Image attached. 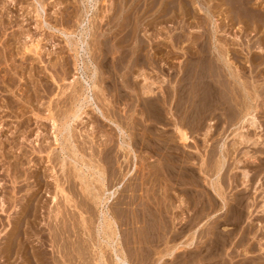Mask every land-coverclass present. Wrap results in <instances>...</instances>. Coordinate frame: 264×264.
Returning <instances> with one entry per match:
<instances>
[{
	"label": "rangeland",
	"instance_id": "obj_1",
	"mask_svg": "<svg viewBox=\"0 0 264 264\" xmlns=\"http://www.w3.org/2000/svg\"><path fill=\"white\" fill-rule=\"evenodd\" d=\"M36 1L0 0V264H32L33 261H37L36 258L42 263L37 261L36 263L33 262V264H106V262L108 263L109 259L114 256L108 251V249L111 250L109 240H116V231H112L113 228H116L115 230H118L117 233H120L116 235L118 236L116 241L119 242L114 243H117L118 245H116L118 248L123 250L121 251L123 255L126 252L124 257L126 259L129 258L127 260L128 262L130 261V264H264V212L261 211V209L264 208V191L261 190L262 187L264 188V167L261 169L262 172L259 171V168L255 167L257 161L253 162V157H251V155L253 156L254 154L263 156L264 152L261 154L257 150L243 148L242 145L244 144H242V139H239L240 133H242L240 132L241 129L238 128L241 124L239 122L242 110L241 103H239L241 102L239 97V91H241V89L237 84V87L235 85L232 86L233 88L231 87L234 96H232V93V95L230 93L227 95L224 93V79L218 76L219 68L217 67L219 66L218 64L221 63V59H217V51L210 49L214 46V41L216 43L215 46L222 44L224 42V36L222 35L223 33H217L216 38L218 39L215 38L214 41L212 40L211 44V28L206 15L209 0L208 2L206 0H199L200 5H197L193 0H38L37 2H40V5L35 3ZM259 1L257 3L261 4L259 5L260 8L256 6V9L264 11V0ZM257 3L254 2L253 5ZM90 4H92L91 6L93 7H91ZM40 6H42V9ZM199 6L203 9L201 8L200 10ZM261 6L263 7L261 8ZM38 7L43 11L40 9L38 10ZM78 23H81L82 27H80ZM93 24L94 26L97 24L99 26L94 28ZM221 25L218 29L219 31L226 28L224 27L223 21ZM89 26L90 28L92 27L91 29L94 30V32L91 31ZM83 28L84 30L82 31L84 32L87 28L88 34H86V32H81L82 34L78 33L81 31L80 29ZM62 31L63 34L69 35L76 32V37L79 35L83 36V43H81L83 45L78 48L79 53L81 52L85 56L80 60L81 62L76 61V56L72 55L74 53V48L72 49L73 45H71L72 43L70 42L72 36H64L65 34L63 35ZM72 31L73 33H71ZM100 31L102 34L105 32L103 36ZM91 32L92 36L89 35ZM239 32L237 34H240V37H242V32ZM97 33L100 35L97 36ZM67 38L69 40L68 42ZM245 38L246 36L244 37L243 35V39ZM96 39L97 42L95 43ZM99 39L100 41H98ZM256 39L257 38H255V41ZM89 40L94 41L92 44H95L92 45L89 43ZM256 44H254V46ZM84 45H86L85 48ZM99 45L102 46V48ZM90 46L94 48H90ZM255 47L257 48L255 49ZM255 47L252 48L251 51L243 52V55L239 58L242 62L244 60L243 64L240 66L243 68L245 67V71L240 70V76L241 81L244 83L251 82L255 84L252 85L248 83L249 86L251 85L256 87V89L258 88L256 96L260 101H256V103L259 102V105L262 103L263 106L264 100L262 99L264 98V94H262V91L264 89V83L261 84V82H264V51L258 50L260 49L258 44ZM96 48H99V51ZM71 49L73 51H71ZM92 49H94L96 53L92 52L94 51ZM102 51L104 56L107 53V56H105L106 58L104 57L101 59ZM82 54L80 55L83 56ZM80 55L79 57L81 59ZM209 56H211V58ZM205 57L208 60L211 59L209 61H212V63L209 64V61L207 62ZM242 57H244L243 60ZM250 57L252 60L254 59V62L250 60ZM72 58L75 59L76 63ZM196 58L199 59V64ZM203 58L204 62L200 61L203 60ZM192 59H196L197 66L192 64V62H194ZM83 60L85 62H82ZM62 61H66L64 65H62ZM99 61L101 63H99ZM72 62L74 63L72 64ZM190 63L193 67L192 65L189 66ZM200 63H202V66ZM251 63H254L253 65L255 68L252 67L253 65ZM82 64L87 70L83 68ZM212 64H214V67H212ZM93 65H100L101 68L107 65L105 68H102L103 70L98 67L100 68V74H103L102 77H105V81L107 82H103L104 84L106 83L104 85L102 82L98 81L104 88L99 84L97 87L96 82L95 87L97 89L94 87L93 92L95 93H92L93 96L96 95V98L94 97L93 100V105L95 106H89V108L87 106L85 110V106L82 107L84 104L82 100V103H80L81 101L78 103L75 101L74 104L73 99L69 96L73 94L71 86L73 82L75 83L79 78L81 83L85 81V79L88 80V74H91L90 72L93 70ZM199 65L201 67H208L211 65L210 69L205 71L207 75L203 78L199 77L202 80L204 79L202 81L203 83H201V79H195V76L194 79H190V77H192L191 70H194L195 73L197 68L199 69ZM194 66L195 69H193ZM260 68H262V70ZM67 70H69L68 74L65 72ZM104 70L106 72L103 73ZM123 71H126L125 82L128 84H125L120 78V75L124 74ZM65 73L66 75L64 76ZM211 74H213L214 77L217 75L216 77L219 78L220 81L216 77L212 79ZM81 77L84 79L83 81ZM188 77L190 79L189 81ZM143 78H147L148 80H144ZM191 80L193 83L190 82ZM195 81H197V83ZM215 81L218 83H214ZM13 82L15 84H13ZM188 82L191 86H189V84L187 85ZM69 83L70 88L68 86ZM107 83L109 85H107ZM182 83H185L186 87ZM195 84L197 88L192 93L191 90H194L193 86ZM201 84L202 86L200 87ZM149 85L153 92L149 91L147 93V90L150 88ZM220 85H223V88ZM261 85H263V87ZM206 86L209 90L206 89ZM105 87H109L108 90ZM131 87H135L132 89L133 91ZM98 88H100L101 91ZM117 88H119V92H117ZM137 88L138 91H135L134 89L137 90ZM199 88H204L203 90L206 89L205 92L207 94ZM65 89H68V91L65 92ZM144 89L147 90L144 91ZM214 89L216 90L214 91ZM102 90H107V94L105 92L101 94ZM62 91H64V94H68L66 95L67 100L64 97L65 95L62 94L61 96ZM139 91L142 92L139 93ZM213 91L217 97L213 94ZM216 91L218 95L215 93ZM234 91H237L238 93H236L238 95L235 94ZM150 92L152 93L150 94ZM186 92L188 94H185ZM194 92L197 94L196 98L194 97ZM200 92L205 93V96L208 95V98L211 100L208 101V98H205ZM104 93L107 96H105ZM183 93L185 95H183ZM198 93L201 97H198ZM258 95L260 96L258 97ZM58 96L64 98L63 101L60 100V97V99H58ZM149 97H151L152 100ZM106 98L112 101L111 104ZM199 98H203L204 101L207 100L208 103L207 101L204 103L203 100L200 103L201 99L198 101ZM153 99H155V102H153ZM8 100H10L12 104L9 103ZM58 100L61 102L58 103ZM148 100H151L152 104L151 101ZM143 102H146V105H144ZM237 102L239 105H237ZM55 103H57V105ZM60 103L62 105H60ZM105 103H109V106H113L109 107V110L113 108V112H109L108 106ZM155 103L156 105H154ZM73 104L75 106H73ZM59 105L62 107V110L64 109L62 112L65 118L67 117V110L70 109L69 112L71 113L73 107H75L74 110H79L76 118L77 123L75 120V123L71 122L73 125L70 123L75 127V129L73 127V129L71 128L72 133L70 132V134H68L67 130L62 128V122L65 121V119L63 113L60 112ZM79 105L82 108H80ZM98 105L102 112L107 108L105 115H108L107 118L110 120L113 117L111 122L101 118L102 115L97 108H95L97 110L95 111L93 107H97ZM143 105L144 107L146 106V109ZM68 106L71 108L69 107V109H67ZM158 106H160L161 109H159ZM239 106H241V110ZM262 106H258L257 109L259 108V110L256 109L254 112V114L257 112L256 115L253 117L249 116L247 120L250 121V118L252 119L250 122H246L249 124L254 121L257 125L261 126L263 130L261 128H259V130L260 134H263L261 140L263 139L262 141L264 142V123L261 122L264 120V107ZM52 107H56V109ZM155 107H157L158 110L155 109ZM152 108H154L155 111L154 109L152 110ZM52 109L55 110L53 111ZM65 110L67 111L66 113ZM143 110H145L146 113L145 111L143 112ZM149 111L151 112L149 113ZM259 111L263 114L262 116L259 114ZM110 114H114L115 116H111ZM56 115L60 119V124L62 125L58 124L59 120H56ZM149 115H151V117ZM156 116L161 117L157 118ZM255 118L258 123L253 120ZM113 122L115 124H111ZM59 129L60 131L63 129L61 135L65 134V137L68 135V137H70L71 135L70 141L72 142L67 140L68 137L66 139L64 137V140H62L63 138L60 135L61 132H59ZM117 129L120 130L117 131ZM176 129H183L186 131L188 134V143L185 144L183 143L184 141L182 142L181 135L177 133L178 130ZM73 130L75 132H73ZM64 131L67 133H63ZM120 131L121 133L123 132L124 136H121V133L119 134ZM119 137H124V139H120ZM74 140L77 141L75 142ZM122 140L128 141L126 143L128 148L123 146L125 149H122L119 143ZM62 141L65 142V145H62L64 144ZM239 141H241V143ZM105 142L107 145L104 144ZM68 144L75 145L76 147L69 145L66 148L65 146ZM261 145L259 146L264 148V143H261ZM70 146L73 150H71ZM40 148L44 149L40 151ZM56 148H58L57 150H60V148L61 150L64 149L63 151H65V149L67 150L65 152L61 150L57 152ZM90 148L96 150H91ZM38 149L40 150L38 151ZM74 149H77L75 150L76 152ZM106 150L107 152H105ZM244 150L246 151L244 152ZM70 152L72 154H77H75L74 157ZM4 153H6V155H4ZM97 153H99V155H97ZM106 153L109 155L107 156ZM248 153L249 156H247ZM102 154L106 156L104 155L103 157ZM80 156L81 158L83 157L82 159L84 160H81ZM98 156H101L100 158L102 159ZM105 157H108L109 161ZM78 158L84 163L79 162ZM247 158H249L251 162ZM76 159L78 161H76ZM145 159L146 161H144ZM244 159L249 161L247 162L249 163L248 166H245L247 163H242ZM89 160H93L92 162H94L96 166L93 165L94 163H90ZM16 163L19 165L17 169L15 167ZM98 163L100 166H97ZM108 163L109 165H107ZM111 164L113 166L112 168L110 166ZM12 167L15 168L12 170ZM95 167L101 168H96L94 171ZM75 169L79 170L76 171ZM97 169H102L100 170L101 175H99L100 173ZM245 169L246 172L244 171ZM109 171L112 175L108 173ZM80 173L82 174L80 175ZM102 173L107 174L104 176ZM37 174L40 178L37 177ZM96 174L100 176V179H97L98 177L95 178L97 176ZM110 175L112 176L111 178ZM101 176H103L105 180L109 179L107 180L108 182L106 181L109 184L103 182L105 180H101ZM84 177H86V179ZM38 180H40V183L42 182L41 185L43 184L40 190L37 189L40 186L37 184ZM95 181L99 183L103 182V187L106 189L102 187L101 193L104 192L105 196L103 193L99 194L100 190L94 187L98 185ZM91 182L92 185L90 184ZM209 182H213L212 184H215L214 187L217 185L215 189L219 188V190H214L212 188L213 186H211L212 184ZM256 182L260 183L257 184ZM100 185L101 184L98 185V188ZM257 185L260 187L258 191ZM92 186L94 188H92ZM93 189L98 192H95L96 196ZM36 190L38 191L35 195L33 191ZM109 192L115 194V196L110 194V200L108 199L110 205L107 204L106 199ZM31 193L33 195H31ZM52 195L53 197L51 198ZM219 195H221L225 201L222 200ZM34 196L36 198H34ZM29 197L30 202L28 200ZM99 197L100 201L101 199L105 201L103 203V200L100 202ZM94 200H96V203ZM23 203L25 204L22 205ZM116 203H120V205ZM262 203L263 205H261ZM99 204H102V206H98ZM36 205L39 207V209H37L38 212H36ZM112 205L115 208L110 207ZM26 206L30 208L34 207V209L30 210V212L32 211L31 213L29 212L30 208L28 209ZM104 206L112 209H106ZM260 206L263 207L260 208ZM102 207L104 211L109 210L107 213L111 216L109 218L110 222L113 220V217H115V213L117 216L115 218H118H114V221L116 220L115 224L118 225H115L114 221L111 223L115 226L109 221L107 222L108 229L109 227L112 229H109L110 233L111 231L112 233L114 232L113 234H108L109 238L110 235H113L111 239L108 238L109 240H107V235L105 236L106 238L104 237L108 229L106 230L107 226L104 225L106 222L101 220L102 216L99 209H102ZM117 210L119 212H117ZM98 211H100V214ZM112 211L114 214H112ZM23 213L27 214L26 217ZM260 213H262L261 216L259 215ZM35 214L37 218L34 217ZM55 214L58 215L59 218ZM98 214L101 217L98 216ZM122 214H124L125 217ZM21 215L24 216V219ZM28 216H31V219H27ZM54 216H56V218ZM121 216L124 217V220ZM18 217L21 219L20 222L19 219H16ZM119 218H121L124 223ZM32 219L33 221L36 220V222L28 221ZM57 219L59 221L61 219V223L57 222ZM23 221L26 226H31L30 223H34V225L32 223L34 228L32 226L31 228H26L29 234L23 231L25 229V225L24 227H22L23 225L21 226V222L23 223ZM117 221L118 223H116ZM103 222L104 224H102ZM98 223L100 225H98ZM18 225L19 229L16 227ZM102 226L104 229H101ZM12 227L17 228V230ZM56 227H60L61 229H57ZM51 228H54L53 231H55V228L57 229L56 232H54L57 235L55 236L56 240L58 239L59 230L61 231L59 234L61 240L58 239L61 241L60 243H57L58 240L56 241L52 238L51 235L53 232ZM11 230L13 232L16 231V233H13ZM102 230L103 233L101 232ZM17 232L18 235L20 233V236L24 233V235L22 234L23 236L27 235L29 237L26 236L24 238L21 236L24 238V241L26 238L29 239V241L26 239V245L23 242V244H20L23 238H21L20 241V236H17ZM101 234H103V236ZM12 235L13 237H17L13 238L11 237ZM39 235H42V239H40ZM9 237L14 241L19 238L17 239V242L18 240L20 241L18 242L19 245L13 241L15 247L14 243L11 242L12 240L7 239ZM5 238L7 240H5ZM97 239H100L98 240L99 242L104 241V243L100 244V246ZM106 240L109 242L107 245H104L107 243ZM7 241L9 243H7ZM120 241L123 244H120ZM20 245L22 248H20ZM22 245H25V248ZM59 245H61V247H59ZM105 246L109 248H105ZM7 247L9 251L6 250ZM14 248H16L15 251H18L17 248H20L18 251L19 255H17L18 252H14ZM38 248L40 250H38ZM21 250H23L22 252L24 255L26 254V257L23 256ZM36 250L39 251V254H37ZM105 251L106 257H104L103 254ZM100 254H103L102 257L104 260L99 258ZM108 254H112L111 257H109ZM25 258L27 259L25 260ZM52 258H54V260ZM98 258L103 261V263L100 260L98 263ZM44 259L46 261H44ZM112 259L113 257L111 258V264L113 261ZM28 261L30 263H28Z\"/></svg>",
	"mask_w": 264,
	"mask_h": 264
},
{
	"label": "bare ground",
	"instance_id": "obj_2",
	"mask_svg": "<svg viewBox=\"0 0 264 264\" xmlns=\"http://www.w3.org/2000/svg\"><path fill=\"white\" fill-rule=\"evenodd\" d=\"M36 1V0H35ZM38 1V0H37ZM35 2V3H38V2ZM40 1V0H39ZM88 1V0H87ZM197 5H200V1L199 0H193ZM207 2H208V0H206ZM205 1V2H206ZM252 1H253V3L255 2V3H257L259 0H256V1H254V0H209V2H208V4H207V10H206V15H207V17H208V22H209V25H210V32H211V44H212V40L214 41L215 40V38H216V35H217V33H223L222 35L224 36L223 38H224V42L222 43V44H219V45H217V46H215L216 45V43H215V41H214V46L213 47H211L210 49H214L215 51H217L216 53L218 54V60H220L221 59V65L220 64H218L219 66H217L216 64V66L219 68H216V69H218L219 70V77H223L222 79H224V82L223 83H225L224 85H225V87H224V93L227 95V94H231L233 91H231L232 90V86L233 85H237L238 84V86H240V89H241V91H239L240 93V99H241V102H239V103H241V106H239V108L241 107L242 108V110H241V108H240V110H241V119L239 120V122L241 123L240 124V127H238V128H240L241 129V131H240V129H239V131L240 132H242V133H240V136H239V139H242L241 141H242V144H244V145H242V147L244 148H251L252 150H257L259 153H263L264 152V148L262 147H260L259 145H261V143H264L262 140H261V137H262V135L260 134V130H259V128H261V126H259V125H257L254 121H252V123H247L246 121H248V122H250L251 121V119L252 118H250V121L249 120H247V119H249V116H254V115H256V113L254 114V112L256 111V109H257V107L259 106H262V103H261V105H259L258 103H256V101H260L259 99H257V96H256V91H257V89H256V87H254V86H249L248 85V83L250 84L251 82H246L247 83V85H246V83H244L243 81H241V71L240 70H244V68L242 67V66H240V65H242L243 64V62H244V60H243V58L244 57H242V60H243V62L241 61V60H239V58H241V56L243 55V52H245V51H251V49L252 48H254L257 44H258V46L260 47V49H258V50H261L262 52L264 51V11H262V10H257L256 9V6H258L259 7V5H261L260 3H257L256 5H253V3H252ZM93 2V1H92ZM260 2V1H259ZM90 3V2H89ZM39 5H40V2L38 3ZM42 4V3H41ZM92 4H90V6H91ZM135 5V4H134ZM185 5V4H184ZM263 5V4H262ZM43 6V5H42ZM42 6H40L41 7V9H42ZM89 7V6H88ZM91 7H93V6H91ZM90 7V8H91ZM195 7V6H194ZM263 6H261V8H262ZM202 8V7H201ZM201 8H200V6H199V9L201 10ZM204 8H205V6H204ZM260 8V7H259ZM40 8L38 7V10H39ZM40 9V10H41ZM44 9V8H43ZM203 9V8H202ZM41 11H43V10H41ZM85 11H87V10H85ZM36 12V11H35ZM39 13V12H38ZM85 14V13H84ZM88 14V13H87ZM42 15V14H41ZM86 15V14H85ZM111 15V14H110ZM131 15V14H130ZM135 15V14H134ZM205 15V14H204ZM79 16V15H78ZM217 16V17H216ZM219 16H220V18H219ZM67 17V16H66ZM69 18V17H68ZM207 19V18H206ZM219 20H220V22H219ZM222 21H223V24H224V27H226V28H224L222 31H219L218 29L220 28V25H221V23H222ZM83 22H84V20H83ZM46 23V22H45ZM86 23V22H85ZM85 23H84V25H85ZM92 23V22H91ZM47 24H48V22H47ZM79 24V23H78ZM83 24V23H82ZM87 24V23H86ZM83 25V26H84ZM116 25V24H115ZM199 25V24H198ZM79 26L80 27H82L81 26V23L79 24ZM87 26V25H86ZM92 26V25H91ZM93 26H94V24H93ZM96 26H99L98 24L97 25H95L94 26V28H96ZM52 27V26H51ZM54 27V26H53ZM71 27V26H70ZM221 27H222V25H221ZM88 28V27H87ZM87 28L85 29V32H86V34H88L87 33ZM89 28H90V26H89ZM92 28V27H91ZM90 28V29H91ZM93 28V29H94ZM78 29V28H77ZM90 29H89V32H90ZM98 29V28H97ZM96 29V30H97ZM54 30V29H53ZM81 31L80 32H78V33H81V32H84V31H82V30H84V28L83 29H80ZM95 30V31H96ZM111 30V29H110ZM58 31H60V30H58ZM79 31V30H78ZM91 31H93L94 32V30H92L91 29ZM239 31H241L242 32V37H240V32ZM61 32V31H60ZM65 32V31H64ZM75 32V31H74ZM84 32V33H85ZM116 32V31H115ZM136 32V31H135ZM209 32V33H210ZM240 33V34H237V33ZM68 33H70V32H68ZM71 33H73V31L71 32ZM100 33H101V35L103 36V34L105 33V32H103V34H102V32L100 31ZM206 33V32H205ZM62 34H63V31H62ZM65 34V33H64ZM63 34V35H64ZM82 34V33H81ZM96 34V33H95ZM94 34V35H95ZM134 34V33H133ZM79 35V34H78ZM85 35V34H84ZM89 35H91L92 36V32H91V34H89ZM94 35H93V37H94ZM100 35V34H99ZM98 35V33H97V36H99ZM106 35V34H105ZM104 35V36H105ZM243 35H244V37L246 36V38L245 39H243ZM64 36H67V37H70V36H72L71 38H70V42L72 43L71 45H73V47H72V49L74 48V53L76 54H72V55H74V56H76L75 58H76V61H78V62H81L80 60H82V58L83 57H85L81 52L79 53V50H78V48L81 46V45H83V44H81V43H83V40H82V37L83 36H81V35H79L78 37H76V32L74 33V34H65ZM74 37V38H73ZM84 37H87V36H84ZM93 37H92V40H93ZM101 37V36H100ZM195 37V36H194ZM66 38V37H65ZM73 38V39H72ZM90 38V37H89ZM88 38V39H89ZM95 38H96V36H95ZM102 38V37H101ZM107 38V37H106ZM255 38H257L256 39V41H255ZM64 39V38H63ZM84 39V38H83ZM210 39V38H209ZM216 39H218V38H216ZM85 40V39H84ZM91 40V39H90ZM89 40V41H90ZM65 41H66V39H65ZM69 40H68V38H67V42H68ZM87 41V40H86ZM98 41H100V39L98 40ZM217 41V40H216ZM92 42H94V41H90L89 43H91L92 44ZM97 42V39L95 40V43ZM106 42H107V40H106ZM255 42V43H254ZM84 43H86V42H84ZM95 43H93V44H95ZM123 43V42H122ZM257 43V44H256ZM92 44V45H93ZM99 44V43H98ZM210 44V43H209ZM254 44H256L255 46H254ZM68 45V44H67ZM70 45V44H69ZM87 45H88V43H87ZM100 45H102V44H100ZM99 45V46H100ZM113 45V44H112ZM37 46V45H36ZM95 46V45H94ZM137 46V45H136ZM144 46V45H143ZM239 46V47H238ZM252 46H254V47H252ZM69 47V46H68ZM82 47V46H81ZM86 47V45H84V48ZM93 46H90V48H92ZM97 47H98V45H97ZM101 48H102V46H100ZM138 47V46H137ZM9 48V47H8ZM70 48V47H69ZM84 48H82V49H84ZM88 48V47H87ZM94 48V47H93ZM100 48V49H101ZM195 48V47H194ZM200 48V47H199ZM257 47H255V49H256ZM71 49V51H73ZM81 49V50H82ZM97 49V48H96ZM249 49V50H248ZM92 50H94V49H92ZM91 50V51H92ZM98 51H99V48L97 49ZM115 50V49H114ZM213 50V51H214ZM36 51V50H35ZM84 51H86L85 49H84ZM106 51V50H105ZM191 51V50H190ZM82 52H83V50H82ZM87 52H88V49H87ZM90 52V51H89ZM92 52H95V50L94 51H92ZM107 52V51H106ZM204 52V51H203ZM258 52V51H257ZM96 53V52H95ZM105 53V52H104ZM187 53V52H186ZM189 53V52H188ZM209 53V52H208ZM264 53V52H263ZM39 54V53H38ZM80 54H82L83 56H81ZM107 54V53H106ZM105 54V56H107ZM137 54V53H136ZM199 54V53H198ZM79 55L81 56V59H80V57H79ZM96 55V54H95ZM95 55H94V57H95ZM101 55H102V57H101V59H103L105 56L103 55V51L101 52ZM205 55V54H204ZM216 55V54H215ZM71 56V55H70ZM138 56V55H137ZM147 56V55H146ZM185 56V55H184ZM195 56V55H194ZM206 56V55H205ZM250 56V55H249ZM260 56V55H259ZM261 56H263V55H261ZM90 58L92 57V56H89ZM134 57V56H133ZM202 57V56H201ZM210 58H211V56H209ZM217 57V56H216ZM9 58V57H8ZM74 58V57H73ZM72 58V60L73 61H75V59H73ZM87 58V57H86ZM93 58V57H92ZM106 58V57H105ZM190 58V57H189ZM206 58V57H205ZM264 58V57H263ZM263 58H261V59H263ZM88 59V58H87ZM94 59H96V58H94ZM100 59V60H101ZM141 59H142V57H141ZM144 59H145V57H144ZM148 59V58H147ZM197 59V58H196ZM196 59H192V61L194 60V62H192V64H194V65H196L197 63L199 64V59H197V61H196ZM207 59V58H206ZM213 59V58H212ZM216 59V60H217ZM247 59V58H246ZM9 60V59H8ZM64 60H66V59H64ZM97 60H98V58H97ZM111 60V59H110ZM209 60H211V59H209ZM208 59H207V62L209 61ZM249 60V59H248ZM250 60H252V58L250 57ZM254 60V59H253ZM252 60V61H253ZM1 61H4V60H1ZM67 61V60H66ZM66 61H62L61 63H63L62 65H64L65 64V62ZM76 61H75V63H76ZM89 61V60H88ZM87 61V62H88ZM94 61V60H93ZM138 61V60H137ZM200 61H203L204 62V58H203V60H200ZM252 61H249V62H252ZM69 62V61H68ZM67 62V63H68ZM77 62V63H78ZM82 62H85L84 60L82 61ZM86 62V63H87ZM95 62V61H94ZM142 62V61H141ZM191 62V61H190ZM197 62V63H196ZM202 62V63H203ZM254 62V61H253ZM263 62H264V59H263ZM263 62H262V64H263ZM1 63V62H0ZM3 63V62H2ZM74 62H72V64H73ZM86 63H84V64H86ZM93 63V62H92ZM99 63H101L100 61H99ZM103 63H104V61H103ZM152 63V62H151ZM202 63H200V65L202 64ZM210 63H212V61H209V64ZM217 63H218V61H217ZM93 64H95V63H93ZM106 64H107V62H106ZM191 63L189 64V66L190 65H192ZM203 64H205V63H203ZM208 64V63H207ZM252 65L254 64V63H251ZM59 65V64H58ZM67 65V64H66ZM71 65V64H70ZM77 65V64H76ZM75 65V66H76ZM81 65V64H80ZM87 65V64H86ZM89 65V64H88ZM100 65H102V64H100ZM100 65L99 66H97V65H93L92 67V72H90V71H88V72H90L91 74H88L89 75V79L87 80V79H85V81H83L84 79H82V77H81V80L83 81L82 83L79 81L80 80V78H79V80H77V79H74V80H77V81H75V83L73 82V84L71 85L72 86V93L73 94H71L69 97L71 98V99H73V101H74V104H75V101H76V103H78V102H80L81 100L84 102V104L82 105V107L83 106H85V110L87 109L86 107L88 106V108H89V106H95V105H93L94 104V97L96 96H93L92 95V93H95V92H93V88L97 85V87H98V84L101 86V83H98V81L99 82H102V84H104L103 82H107V81H105L106 79H105V77H102V75L100 74V72H99V69L101 68L100 67ZM199 65V66H200ZM206 65V64H205ZM257 65V64H256ZM255 65V66H256ZM259 65V64H258ZM77 66H79V65H77ZM82 66H83V64H82ZM82 66H81V68H82ZM105 66V65H104ZM107 66V65H106ZM105 66V67H106ZM152 66V65H151ZM197 66V65H196ZM198 66V67H199ZM202 66V65H201ZM199 67V69L197 68V70H196V72L194 73V70L192 71L191 70V72H192V77H190V79L192 78V79H194V76H195V79H197V78H199V77H201V78H203V77H205V75H207V73L205 72V71H207V69H210V66H205V67H207V68H205V67ZM249 66V65H248ZM59 67H60V65H59ZM65 67V66H64ZM98 67H100V68H98ZM105 67H103L102 66V68H105ZM186 67V66H185ZM192 67H193V65H192ZM192 67H190V68H192ZM212 67H214V64H212ZM241 67H242V69H241ZM252 67H254V65L252 66ZM264 67V66H263ZM17 68V67H16ZM62 68H63V66H62ZM80 68V67H79ZM80 68V69H81ZM83 68H85V66H83ZM101 68V70H103ZM117 68V67H116ZM122 68V67H121ZM255 68V67H254ZM40 69V68H39ZM59 69V68H58ZM78 69V68H77ZM86 70H87V68H85ZM118 69V68H117ZM155 69V68H154ZM193 69H195V66H194V68ZM215 69V70H216ZM261 70H262V68H260ZM56 70V69H55ZM60 70H61V68H60ZM64 70H66V69H64ZM84 70V69H83ZM82 70V71H83ZM187 70V69H186ZM213 70H214V68H213ZM217 70V71H218ZM30 71V70H29ZM41 71V70H40ZM62 71V70H61ZM68 71L69 70H67V71H65V72H67V74H68ZM188 71H189V67H188ZM212 71V70H211ZM245 71V70H244ZM258 71H259V68H258ZM264 71V70H263ZM16 72V71H15ZM35 72V71H34ZM104 72H106L105 70L103 71V73ZM126 72V71H125ZM125 72L123 71V73H121V74H123V75H120V78H121V80L123 81V82H125L126 81V79H125ZM179 72V71H178ZM254 72V71H253ZM64 73V72H63ZM128 73V72H127ZM175 73V72H174ZM182 73V72H181ZM206 73V74H205ZM208 73H209V70H208ZM211 73V72H210ZM11 74V73H10ZM62 74V73H61ZM216 74H217V72H216ZM244 74V73H243ZM242 74V75H243ZM249 74V73H248ZM257 74H258V72H257ZM66 75V73L64 74V76ZM87 75V74H86ZM142 75V74H141ZM146 75V74H145ZM176 75V74H175ZM187 75V74H186ZM185 75V76H186ZM212 75V79H213V74H211ZM250 75V74H249ZM3 76V75H2ZM82 76V75H81ZM128 76V75H127ZM126 76V77H127ZM189 76H190V74H189ZM217 76V75H216ZM215 76V77H216ZM256 76V75H255ZM261 76V75H260ZM87 77V76H86ZM129 77V76H128ZM127 77V78H128ZM214 77V78H215ZM250 77V76H249ZM253 77V76H252ZM9 78V77H8ZM14 78V77H13ZM62 78H64V77H62ZM130 78H132V77H130ZM185 78V77H184ZM186 78H187V76H186ZM185 78V79H186ZM201 78H199V79H201ZM207 78V77H206ZM206 78H205V81H206ZM210 78V77H209ZM208 78V79H209ZM217 78V77H216ZM248 78V77H247ZM144 80L146 79V80H148L147 78H143ZM182 79V78H181ZM189 79V77H188V81L190 80ZM218 80H219V78H217ZM222 79H221V81H222ZM74 80H72V81H74ZM187 80V79H186ZM204 80V79H203ZM202 79L200 80L201 81V83H203L202 81H203ZM249 80V79H248ZM7 81V80H6ZM9 81H10V79H9ZM12 81V80H11ZM113 81V80H112ZM127 81H128V79H127ZM155 81V80H154ZM182 81H183V79H182ZM200 81H199V84H200ZM210 81H212V80H210ZM214 81V80H213ZM220 81V80H219ZM254 81V80H253ZM5 82V81H4ZM85 82V83H84ZM96 82H97V84H96ZM122 82V83H123ZM144 82V81H143ZM151 82V81H150ZM173 82V81H172ZM190 82H192V80L190 81ZM196 83H197V81H195ZM194 82V83H195ZM209 82V81H208ZM217 81H215L214 83H216ZM260 82V81H259ZM258 82V83H259ZM7 83V82H6ZM12 83V82H11ZM70 83H71V81H70ZM70 83H69V88H70ZM116 83V82H115ZM115 83H114V85H115ZM127 82H125V84H126ZM181 83V82H180ZM193 83V82H192ZM209 83H211V82H209ZM218 83V82H217ZM255 83H257V82H255ZM264 82H261V84H263ZM9 84V83H8ZM13 84H15L14 82H13ZM96 84V85H95ZM106 84V83H105ZM104 84V85H105ZM128 84V83H127ZM174 84V83H173ZM179 84V83H178ZM183 85H185V83H182ZM181 84V85H182ZM189 84V82L187 83V85ZM206 84V83H205ZM220 84H222V83H220ZM252 84V83H251ZM10 85V84H9ZM107 85H109L108 83H107ZM106 85V86H107ZM111 85V84H110ZM113 85V86H114ZM135 85V84H134ZM182 85V86H183ZM204 85V84H203ZM207 85V84H206ZM252 85H255V84H252ZM257 85V84H256ZM264 85V84H263ZM263 85H261L262 87H263ZM99 86V87H100ZM123 86V85H122ZM122 86H121V88H122ZM145 86V85H144ZM148 86V85H147ZM146 86V87H147ZM178 86V85H177ZM181 86V87H182ZM189 86H191V84H189ZM195 86H197L196 84L193 86L194 87V90L192 89L191 91H192V93H193V91H195V89L197 88V87H195ZM199 86V85H198ZM202 86V84L200 85V87ZM205 86V85H204ZM219 86V85H218ZM217 86V87H218ZM221 86V85H220ZM223 86V85H222ZM221 86V87H222ZM258 86V85H257ZM259 86H260V83H259ZM258 86V87H259ZM44 87V86H43ZM101 87H103L104 88V86H101ZM100 87V88H101ZM115 87V86H114ZM118 87V86H117ZM128 87V86H127ZM136 87V86H135ZM135 87H133V88H135ZM149 87H150V85H149ZM185 87H186V85H185ZM208 87H210V86H208ZM212 87V86H211ZM232 87V88H231ZM237 87V86H236ZM262 87H261V89H262ZM68 88V87H67ZM100 88H98L99 90H100ZM106 88V87H105ZM109 88V87H108ZM108 88H106L107 90H108ZM132 87H131V90L133 89ZM145 88V87H144ZM151 88V87H150ZM144 89V91L145 90H147V93L149 92V91H152L153 92V90H152V88L151 89ZM189 88V87H188ZM188 88H186L187 90H189ZM215 88H216V86H215ZM220 88V87H219ZM223 88V87H222ZM95 89H97L96 87H95ZM116 89V88H115ZM114 89V90H115ZM125 89V88H124ZM142 89V88H141ZM177 89H178V87H177ZM199 89H202V91L203 92H205L206 91V89L207 90H209L208 88H207V86H206V89L205 90H203L204 88H199ZM235 89H237V88H235ZM240 89H238V90H240ZM64 90V89H63ZM66 91L65 92H67L68 91V89H65ZM98 90V91H99ZM107 90H102V92H101V94L103 93V92H105L106 93V91ZM111 90V89H110ZM113 90V89H112ZM119 90V88H117V92H119L118 91ZM121 90V89H120ZM135 91H138V88H137V90L136 89H134ZM182 90V89H181ZM210 90H211V92H212V89L210 88ZM216 89H214V91H215ZM234 90V89H233ZM237 90V91H238ZM71 91V90H70ZM69 91V92H70ZM101 91V90H100ZM133 91V90H132ZM134 91V92H135ZM191 91H189V92H191ZM201 91V90H200ZM214 91H213V94H214ZM236 91V92H237ZM259 91V90H258ZM63 92V93H62ZM61 92V96H62V94L63 95H65L64 97H65V99L67 98V96L66 95H68V94H64V91H62ZM108 92V91H107ZM122 92V91H121ZM142 92V91H141ZM140 91H139V93H141ZM152 92H150V94L152 93ZM199 92V91H198ZM210 92V93H211ZM235 92V91H234ZM235 92V94H237ZM263 93L262 94H264V89H263V91H262ZM33 93V92H32ZM105 93H104V95H105ZM116 93V92H115ZM144 93V92H143ZM154 93H155V91H154ZM160 93V92H159ZM191 93V94H192ZM195 93V92H194ZM196 93H197V91H196ZM195 93V98L197 97L196 94ZM201 94H205V93H202V92H200ZM215 93H217V91L215 92ZM223 93V94H224ZM260 93H261V90H260ZM100 94V95H101ZM107 94V93H106ZM136 94V93H135ZM149 94V95H150ZM185 94H188L187 92L185 93ZM184 93H183V95H185ZM190 94V93H189ZM207 94V93H206ZM213 94H210V95H213ZM233 94V93H232ZM231 94V95H232ZM59 95V94H58ZM78 95V96H77ZM103 95V96H104ZM118 95V94H117ZM116 95V96H117ZM161 95V94H160ZM203 95H202V97H203ZM215 96H216V94H214ZM217 95H218V93H217ZM238 95V94H237ZM61 96H58V99H60L61 98ZM105 96H107V95H105ZM119 96H120V93H119ZM124 96V95H123ZM150 96H152V95H150ZM157 96V95H156ZM155 96V97H156ZM188 96V95H187ZM190 96V95H189ZM200 95H199V93H198V97H199ZM205 96V95H204ZM229 96V95H228ZM227 96V97H228ZM232 96H234V94L232 95ZM260 95H258V97H259ZM60 97V98H59ZM80 97V98H79ZM136 97V96H135ZM139 97V96H138ZM201 97V96H200ZM210 97V96H209ZM212 97V96H211ZM217 97V96H216ZM226 97V96H225ZM230 97V96H229ZM228 97V98H229ZM236 97V96H235ZM238 97V96H237ZM96 98V97H95ZM132 98H133V96H132ZM148 98V97H147ZM149 98H151V97H149ZM205 98H208V95L207 96H205ZM204 98V99H205ZM212 98H214V97H212ZM224 98V97H223ZM234 98V97H233ZM63 99L64 98H61L60 100H62L63 101ZM70 99V100H71ZM98 99V98H97ZM96 99V100H97ZM104 99H105V97H104ZM163 99V98H162ZM201 98H199L198 99V101L200 100ZM216 99V98H215ZM235 99H237V98H235ZM11 100V99H10ZM10 100H8L9 101V103H11L12 104V102H10ZM29 100V99H28ZM27 100V101H28ZM31 100V99H30ZM57 100V99H56ZM60 100H58V103L59 102H61ZM67 100V99H66ZM65 100V101H66ZM106 100H109L108 98H106ZM105 100V101H106ZM142 100V99H141ZM144 100V99H143ZM151 100H152V98H151ZM151 100H148V101H151ZM154 101L153 102H155V99H153ZM164 100V99H163ZM176 100V99H175ZM180 100V99H179ZM203 100V98L200 100V103H201V101ZM209 100H211V99H209L208 98V101ZM223 100V99H222ZM233 100V99H232ZM239 100V99H238ZM262 100H264V98L262 99ZM7 101V100H6ZM64 101V102H65ZM82 101L80 102V103H82ZM104 101V102H105ZM194 101V100H193ZM204 101V100H203ZM205 101H207V100H205ZM205 101H204V103H205ZM208 101H207V103H208ZM53 102H57V101H53ZM69 102V101H68ZM103 102V101H102ZM109 102H110V104H111V102L112 101H110L109 100ZM135 102V101H134ZM137 102V101H136ZM142 102V101H141ZM184 102V101H183ZM215 102V101H214ZM223 102V101H222ZM232 102V101H231ZM235 102V101H234ZM255 102V103H254ZM8 103V102H7ZM73 103V102H72ZM72 103H71V105H72ZM133 103V102H132ZM140 103V102H139ZM144 103V102H143ZM146 103V102H145ZM144 103V105H146ZM149 103V102H148ZM171 103V102H170ZM179 103H181V102H179ZM194 103V102H193ZM192 103V104H193ZM236 103V102H235ZM264 103V102H263ZM10 104V105H11ZM14 104V103H13ZM56 105H57V103H55ZM69 104V103H68ZM73 104V106H75ZM97 104V103H96ZM106 104V103H105ZM109 103H107L106 105L108 106L107 108H108V110H109V107H113L112 105L111 106H109L108 105ZM136 104V103H135ZM150 104V103H149ZM151 104H152V101H151ZM7 105H9V104H7ZM15 105V104H14ZM60 105H62L61 103H60ZM60 105H59V109L61 110L60 112H62L63 110L61 109L62 107H60ZM70 105V104H69ZM78 105V104H77ZM144 105H143V107H144ZM154 105H156V103L154 104ZM157 105H160V104H157ZM169 105V104H168ZM237 105H239L238 104V102H237ZM12 106V105H11ZM63 106H66V105H63ZM151 106V105H150ZM165 106V105H164ZM207 106V105H206ZM13 107V106H12ZM11 107V108H12ZM69 107L70 106H68V108L67 109H69ZM79 107H80V105H79ZM82 107H80V108H82ZM140 107V106H139ZM151 107H153V106H151ZM151 107H149V108H151ZM159 107V109H161V107L160 106H158ZM235 107V106H234ZM233 107V108H234ZM262 107H264V104H263V106ZM52 108H55L56 109V107H52ZM66 108V107H65ZM71 108V107H70ZM94 109L95 108H97V110H99V112L101 113V118H104V120L106 121H108V122H111V120L113 119V117H112V119L110 120L109 118H107V116L105 115V113H106V111H107V108H106V110L105 111H100V108H99V105L97 106V107H93ZM105 108V107H104ZM145 109H146V106L144 107ZM143 108V109H144ZM174 108V107H173ZM236 108V107H235ZM54 109V110H55ZM75 109V107H73V111H72V113L71 112H69L70 111V109L69 110H67L68 111V113H67V117L65 118V115H64V113H63V115H64V119H65V121H63L62 123H63V129L64 130H67V132H68V134H70V132L72 131L71 130V128L73 127L72 125V123L74 122V120H75V122H76V118H77V114L79 113L78 111V109L77 110H74ZM84 109V108H83ZM102 109V108H101ZM113 109V108H112ZM112 109H110L109 110V112L111 111V112H113L112 111ZM136 109V108H135ZM154 108H152V110H153ZM155 109H157V107H155ZM155 109H154V111H155ZM203 109V108H202ZM48 110H50V109H48ZM53 110V109H52ZM53 110V111H54ZM84 110V111H85ZM96 109H95V111H97ZM103 110V109H102ZM149 110V109H148ZM158 110V109H157ZM175 110V109H174ZM181 110V109H180ZM237 110V109H236ZM257 110H259V108L257 109ZM261 110V109H260ZM58 111V110H57ZM66 110H65V113L67 112ZM81 111H83V110H81ZM145 110H143V112H144ZM163 111V110H162ZM177 111V110H176ZM232 111V110H231ZM262 111H263V109H262ZM50 112H52L51 110H50ZM59 112V111H58ZM115 112V111H114ZM148 112V111H147ZM151 111H149V113H150ZM159 112H160V110H159ZM158 112V113H159ZM190 112V111H189ZM240 112V111H239ZM264 112V111H263ZM71 113V114H70ZM85 113V112H84ZM99 113V114H100ZM145 113H146V111H145ZM157 113V112H156ZM171 113V112H170ZM176 113V112H175ZM182 113V112H181ZM233 113V112H232ZM53 114V113H52ZM59 114V113H58ZM80 114H81V112H80ZM107 114H108V112H107ZM239 114V113H238ZM259 114L262 116L263 114H261L260 113V111H259ZM258 114V115H259ZM62 115V114H61ZM69 115V116H68ZM111 116H113L114 114H110ZM110 115H109V117H110ZM155 115V114H154ZM153 115V116H154ZM161 115V114H160ZM166 115V114H165ZM60 116V115H59ZM115 116V115H114ZM132 116V115H131ZM150 117H151V115H149ZM187 116V115H186ZM230 116V115H229ZM233 116V115H232ZM237 116V115H236ZM63 117V116H62ZM62 117H60V118H62ZM157 117V116H156ZM161 117V116H160ZM160 117H157V118H160ZM167 117V116H166ZM165 117V118H166ZM188 117V116H187ZM257 117V116H256ZM264 117V116H263ZM51 118V117H50ZM54 118V117H53ZM56 120L58 119L59 121H60V119L58 118V116L56 115ZM54 118V119H55ZM156 118V119H157ZM63 119V118H62ZM61 119V120H62ZM63 119V120H64ZM115 119H116V117H115ZM150 119V118H149ZM78 120V119H77ZM142 120V119H141ZM166 120V119H165ZM253 120H255V121H257L256 120V118L255 119H253ZM55 121V120H54ZM58 121V124H60L61 123V121L59 122ZM101 121V120H100ZM103 121V120H102ZM114 121V120H113ZM138 121V120H137ZM140 121V120H139ZM175 121V120H174ZM264 121V120H263ZM263 121H261L262 123H264ZM56 122V121H55ZM72 122V123H71ZM74 122V123H75ZM260 122V123H261ZM72 125H71V124ZM77 123V122H76ZM131 123H133V122H131ZM176 123V122H175ZM226 123V122H225ZM237 123V122H236ZM257 123H258V121H257ZM259 123V124H260ZM111 124H115L114 122L113 123H111ZM129 124V123H128ZM178 124V123H177ZM180 124V123H179ZM60 125H62V124H60ZM103 125V124H102ZM139 125V124H138ZM261 125V124H260ZM75 126V125H74ZM118 126V125H117ZM180 126V125H179ZM182 126H185V125H182ZM253 126V127H252ZM59 127V126H58ZM119 127H120V125H119ZM118 127V128H119ZM250 127H252V128H250ZM263 127V126H262ZM61 128V127H60ZM74 129H75V127H73ZM72 128V129H73ZM123 128V127H122ZM177 128V127H176ZM63 129L61 130V131H63ZM121 129V128H120ZM120 129H117V131L118 130H120ZM137 129V128H136ZM262 129V128H261ZM176 130H178V134H180L181 135V140H182V142L183 143H188L187 141H188V134L186 133V131L185 130H183V129H176ZM263 130V129H262ZM261 130V131H262ZM60 131V129H59V132H61ZM122 131V130H121ZM121 131L119 132V134L121 133ZM126 131V130H125ZM67 132H63V133H67ZM73 132H75L74 130H73ZM72 133V132H71ZM261 133H263V132H261ZM62 134V132L60 133V135ZM111 134V133H110ZM122 135L121 136H124V134H123V132L121 133ZM126 134V133H125ZM251 134H252V136H251ZM64 135V136H63ZM63 135H61L62 136V140H64V137H65V134H63ZM127 135V134H126ZM125 135V136H126ZM69 136V135H68ZM67 136V137H68ZM117 136H118V134H117ZM67 137H65V139L67 138ZM70 137H71V135H70ZM70 137H68V139L67 140H69L70 141ZM72 137H73V134H72ZM129 137V136H128ZM80 138V137H79ZM109 138V137H108ZM112 138V137H111ZM120 138V137H119ZM132 138V137H131ZM263 138H264V136H263ZM72 139H75V138H72ZM83 139V138H82ZM85 139V138H84ZM120 139H124V137H121ZM138 139V138H137ZM180 139V138H179ZM66 140V142L68 143V141ZM109 140V139H108ZM126 140H127V138H126ZM75 141V140H74ZM77 141V140H76ZM75 141V142H76ZM107 141V140H106ZM169 141V140H168ZM180 141V140H179ZM241 141H239L240 143H241ZM64 141H62V143H63ZM70 142H72V141H70ZM75 142H74V144H75ZM109 142V141H108ZM110 142H111V140H110ZM128 142V141H127ZM126 141H124V140H122V141H120L119 143L121 144V146H122V149H125L123 146H125V147H127L126 146V143H127ZM59 143H61V142H59ZM61 143V144H62ZM118 143V142H117ZM147 143V142H146ZM167 143V142H166ZM239 143V144H240ZM104 144H106V142L104 143ZM104 144H101V145H104ZM129 144V143H128ZM238 144V143H237ZM39 145V144H38ZM40 145H42V144H40ZM62 145H65V142H64V144H62ZM69 145H72V144H68V145H66L65 147L67 148V146H69ZM76 145V144H75ZM75 145H72V146H75ZM86 145V144H85ZM107 145V144H106ZM106 145H105V148H106ZM134 145V144H133ZM241 145V144H240ZM4 146H5V144H4ZM77 146V145H76ZM75 146V147H76ZM81 146V145H80ZM120 146V147H121ZM130 146V145H129ZM137 146V145H136ZM140 146V145H139ZM220 146H222V145H220ZM262 146V145H261ZM58 147H60V146H58ZM62 147V146H61ZM71 147V146H70ZM69 147V148H70ZM85 147V146H84ZM90 147V146H89ZM222 147H225V146H222ZM238 147V146H237ZM46 148V147H45ZM62 148H64V147H62ZM68 148V149H69ZM109 148H110V146H109ZM108 148V149H109ZM128 148V147H127ZM126 148V149H127ZM158 148V147H157ZM255 148V149H254ZM41 149V150H40ZM40 149H38V151L40 150V151H42V149H44V148H40ZM58 148H56V150H57ZM80 149V148H79ZM91 149V148H90ZM103 149H104V147H103ZM103 149H101V150H103ZM150 149V148H149ZM237 149V148H236ZM250 149V150H251ZM47 150V149H46ZM52 150V149H51ZM60 150H61V148H60ZM60 150H57V152H60ZM64 150V149H63ZM63 150H61V151H63ZM67 149H65V151H66ZM71 150H73L72 149V147H71ZM70 150V151H71ZM75 150H77V149H74V151ZM91 150H96V149H91ZM156 150V149H155ZM231 150V149H230ZM229 150V151H230ZM50 151V150H49ZM65 151H63V152H65ZM104 151V150H103ZM110 151V150H109ZM154 151V150H153ZM246 150H244V152H245ZM8 152V151H7ZM69 152V151H68ZM76 152V151H75ZM79 152V151H78ZM99 152V151H98ZM105 152H107V150L105 151ZM130 152H132V151H130ZM135 152V151H134ZM238 152V151H237ZM10 153V152H9ZM62 153V152H61ZM71 153V152H70ZM72 153H73V151H72ZM71 153V154H72ZM101 153V152H100ZM109 153V152H108ZM108 153H106L107 154V156L109 155ZM243 153V152H242ZM247 153V152H246ZM245 153V154H246ZM75 154H77V153H74V154H72V155H74V157H75ZM4 155H6V153H4ZM11 155V154H10ZM51 155V154H50ZM97 155H99V153H97ZM103 155V157H104V155L105 154H102ZM9 156V155H8ZM7 156V157H8ZM15 156V155H14ZM82 156H84V155H82ZM96 156V155H95ZM106 156V155H105ZM134 156V155H133ZM247 156H249V153H248V155ZM6 157V158H7ZM99 157V156H98ZM101 157V156H100ZM99 157V158H100ZM164 157V156H163ZM251 157H253V159H252V161L253 162H255V161H257L256 162V166L255 167H257V168H259V171H261V169L264 167V155L263 156H258V155H251ZM73 158V157H72ZM80 158H81V156H80ZM83 158V157H82ZM81 158V160H84V159H82ZM97 158V157H96ZM106 158V157H105ZM104 158V159H105ZM130 158V157H129ZM242 158V157H241ZM240 158V159H241ZM244 158V157H243ZM246 158V157H245ZM64 159V158H63ZM79 159V158H78ZM100 159H102V158H100ZM108 161H109V159H108V157L106 158ZM111 159V158H110ZM247 159H249V158H247ZM247 159L245 160L244 159V161L242 162V163H247V162H249V161H247ZM62 160V159H61ZM65 160V159H64ZM74 160V159H73ZM80 159H79V162H81V163H84L83 161H81ZM99 160V159H98ZM189 160V159H188ZM243 160V159H242ZM250 160V159H249ZM76 161H78L77 159H76ZM88 161V160H87ZM86 161V162H87ZM90 161V160H89ZM93 160H91L90 161V163L92 162ZM100 161V160H99ZM144 161H146V159L144 160ZM10 162V161H9ZM100 162H102V161H100ZM105 162V161H104ZM250 162H251V160H250ZM15 163V162H14ZM61 163H62V161H61ZM92 163H94V162H92ZM103 163V162H102ZM111 163V162H110ZM151 163H152V161H151ZM13 164V163H12ZM78 164V163H77ZM148 164V163H147ZM83 165V164H82ZM85 165V164H84ZM94 166H96V164L94 163L93 164ZM107 165H109V163L107 164ZM153 165V164H152ZM217 165H218V163H217ZM249 165V163H247L245 166H248ZM255 165V164H254ZM17 166H19V165H17V163L15 164V167H16V169L18 168ZM86 166V165H85ZM90 166V165H89ZM97 166H100V164L98 163L97 164ZM111 166V168L113 167L112 166V164L110 165ZM148 166V165H147ZM154 166V165H153ZM223 166H224V164H223ZM223 166H221V167H223ZM252 166H253V164H252ZM15 167H12V170H13V168H15ZM77 167V166H76ZM75 167V168H76ZM10 168V167H9ZM80 168V167H79ZM96 168H101V167H95V169H94V171L96 170ZM104 168H105V166H104ZM107 168V167H106ZM16 169H15V171H16ZM22 169V168H21ZM93 169V168H92ZM103 169V168H102ZM102 169H100V170H102ZM109 169H110V167H109ZM20 170V169H19ZM76 170V169H75ZM77 170H79V169H77ZM76 170V171H77ZM97 170H99V169H97ZM100 170L98 171L99 173H100ZM107 170V169H106ZM105 170V171H106ZM112 170V169H111ZM152 170V169H151ZM180 170V169H179ZM248 170V169H247ZM263 170H264V168H263ZM104 171V172H105ZM108 171V170H107ZM114 171V170H113ZM220 171V170H219ZM245 172H246V169L244 170ZM249 171V170H248ZM258 171V172H259ZM22 172V171H21ZM97 172V171H96ZM97 172V173H98ZM102 172V171H101ZM262 172V171H261ZM12 173V172H11ZM16 173V172H15ZM108 173H111L110 171L108 172ZM215 173V172H214ZM243 173V172H242ZM251 173V172H250ZM13 174V173H12ZM17 174V173H16ZM82 173H80V175H81ZM84 174V173H83ZM94 174V173H93ZM104 174V176L107 174H105V173H102V175ZM217 174V173H216ZM245 174V173H244ZM243 174V175H244ZM247 174V173H246ZM18 175V174H17ZM38 175V174H37ZM41 175V174H40ZM79 175V174H78ZM97 175V174H96ZM99 175H101V173L99 174ZM109 175V174H108ZM111 175H112V173H111ZM110 175V178L112 177ZM217 175H219V174H217ZM19 176V175H18ZM82 176H85V175H82ZM150 176V175H149ZM224 176V175H223ZM244 176H247V175H244ZM37 177H39V175L37 176ZM41 177H42V175H41ZM89 177H90V175H89ZM98 177V178H97ZM100 176H96L95 178H97V179H100L99 178ZM102 177V179L101 180H105L104 178H103V176H101ZM218 177V176H217ZM13 178H15V177H13ZM17 178V177H16ZM40 178V177H39ZM80 178V177H79ZM85 179H86V177H84ZM109 178V177H108ZM119 178V177H118ZM229 178V177H228ZM260 178H261V176H260ZM94 179V178H93ZM96 179V180H97ZM16 180V179H15ZM43 180V179H42ZM72 180V179H71ZM91 180V179H90ZM95 180V179H94ZM93 180V181H94ZM107 180H109V179H107ZM107 180H105V181H103V182H106ZM213 180V179H212ZM215 180V179H214ZM259 180V179H258ZM70 181V180H69ZM83 181V180H82ZM110 181H111V179H110ZM109 181V182H110ZM230 181V180H229ZM260 181H261V179H260ZM44 182H45V180H44ZM95 182H97V181H95ZM102 182V183H103ZM108 182V181H107ZM106 182V183H107ZM219 182V181H218ZM42 183V182H41ZM41 183H40V180H38L37 181V184L38 185H40L39 186V188H37L38 190H40V188L42 187V185H41ZM46 183V182H45ZM84 183V182H83ZM86 183V182H85ZM98 183V185L99 184H101L100 186H99V188H98V185L97 186H94L96 189H98V190H100V192H99V194L101 193V190H102V187H103V184L102 183H99V182H97ZM147 183V182H146ZM210 183V182H209ZM213 182H211L210 184H212ZM241 183V182H240ZM257 183V182H256ZM260 182H258L257 184H259ZM91 185H92V182L90 183ZM107 184H109V183H107ZM262 184H263V182H262ZM106 185V184H105ZM214 185L215 184H212L211 186H213L212 188L214 189V190H219V188H217V189H215L216 187H217V185H216V187H214ZM17 186V185H16ZM22 186V185H21ZM45 186V185H44ZM55 186V185H54ZM60 186H61V183H60ZM258 186V185H257ZM261 186V185H260ZM264 186V185H263ZM57 187H59V186H57ZM93 186H92V188H94ZM100 187H101V189H100ZM219 187V186H218ZM262 187V186H261ZM36 188V187H35ZM34 188V189H35ZM60 188V187H59ZM104 189H106L105 187H103ZM107 188H108V186H107ZM257 188V187H256ZM259 186H258V189H257V191L259 190ZM205 189V188H204ZM18 190V189H17ZM38 190H36V191H33V194H35V193H37V191ZM62 191H64L63 189H61ZM246 190V189H245ZM261 190L262 191H264V188L262 187L261 188ZM260 190V191H261ZM97 191V190H96ZM96 191H94V189H93V192H94V194H95V192ZM110 191V190H109ZM114 191H116V190H114ZM113 191V192H114ZM106 192H107V190H106ZM113 192L112 193H108L107 194V196L108 197H106V199H107V204H109L108 203V199L110 198V196L112 195H114L115 196V194H113ZM221 192V191H220ZM83 193H84V191H83ZM96 193H98V192H96ZM103 193V195H104V192H102ZM101 193V194H102ZM115 193V192H114ZM258 193V192H257ZM256 193V194H257ZM32 193H31V195H33ZM111 194V195H110ZM165 194V193H164ZM220 194V193H219ZM222 194V193H221ZM260 194V193H259ZM262 194V193H261ZM36 195V194H35ZM210 195V194H209ZM57 196H58V194H57ZM95 196H96V194H95ZM98 196V195H97ZM102 196V195H101ZM105 196V195H104ZM219 196H221V195H219ZM13 197V196H12ZM31 197V196H30ZM30 197L28 198V200L30 199ZM38 197V196H37ZM53 197V195L51 196V198ZM56 197V196H55ZM226 197V196H225ZM258 197V196H257ZM34 198H36L35 196H34ZM33 198V199H34ZM96 198V197H95ZM95 198H93V199H95ZM103 198V197H102ZM113 198V197H112ZM111 198V199H112ZM181 198V197H180ZM212 198V197H211ZM264 198V197H263ZM54 199V198H53ZM93 199H92V201H93ZM214 199V198H213ZM221 199L222 200H224L223 198H222V196H221ZM262 199V198H261ZM27 200V199H26ZM27 200V201H28ZM31 200H32V198H31ZM35 200H37V199H35ZM40 200V199H39ZM58 200V199H57ZM96 200H98V199H96ZM96 200H94V202L96 201ZM103 200V201H102ZM110 200V199H109ZM189 200V199H188ZM259 200V199H258ZM26 201V202H27ZM33 201V200H32ZM55 201V200H54ZM99 201H100V197H99ZM101 201H102V203L105 201L104 199H101ZM100 201V202H101ZM111 201H113V200H111ZM121 201V200H120ZM120 201H118V202H120ZM215 201H217V200H215ZM225 201V200H224ZM264 201V200H263ZM29 202H30V200H29ZM34 202V201H33ZM53 202V201H52ZM68 202V201H67ZM190 202V201H189ZM218 202V201H217ZM227 202V201H226ZM262 202V201H261ZM32 203V202H31ZM59 203V202H58ZM65 203V202H64ZM96 203V202H95ZM97 203H98V201H97ZM121 203V202H120ZM120 203H116V204H119L120 205ZM123 203V202H122ZM191 203V202H190ZM223 203H225V202H223ZM229 203V202H228ZM244 203V202H243ZM25 203H23L22 205H24ZM33 204V203H32ZM31 204V205H32ZM113 204V203H112ZM255 204V203H254ZM93 205V204H92ZM94 205H97V204H94ZM105 205V204H104ZM110 205V204H109ZM115 205V204H114ZM261 205H263V203L261 204ZM38 205H36V212H38L37 211V209H39V207H37ZM82 206V205H81ZM89 206V205H88ZM98 206H102V204H99ZM105 206H107V205H105ZM104 206V207H105ZM122 206V205H121ZM194 206V205H193ZM210 206V205H209ZM223 206H224V204H223ZM27 207V206H26ZM110 207H113V205L112 206H110ZM109 207V208H110ZM118 207V206H117ZM178 207V206H177ZM196 207V206H195ZM261 207H263V206H260V208ZM28 209L30 208V207H27ZM98 208V207H97ZM106 208V207H105ZM109 208H106V209H109ZM113 208H115V207H113ZM119 208V207H118ZM124 208V207H123ZM21 209H23V208H21ZM25 209V208H24ZM28 209H26V210H28ZM31 209H34V207H32V208H30L29 209V212H30V210ZM103 209V210H102ZM102 209H99L100 211H101V216L99 215L100 214V211H98L99 212V214H98V216H100L102 219L101 220H103L104 222H106V224H104V222L102 223V224H104L105 226H107V222L110 220L109 218L111 217L110 215H108V211H104V208L102 207ZM110 209H112V208H110ZM117 209V208H116ZM263 209V210H262ZM261 209V211H263L264 212V208H262ZM54 210V209H53ZM138 210V209H137ZM20 211V210H19ZM19 211H18V213H19ZM34 211V210H33ZM57 211H58V209H57ZM115 211V210H114ZM122 211V210H121ZM261 211H259V212H261ZM22 212V211H21ZM32 212V211H31ZM30 212V213H31ZM53 212V211H52ZM60 212V211H59ZM98 212H96V213H98ZM117 212H119L118 210H117ZM122 212H124V211H122ZM56 213V212H55ZM111 213V212H110ZM20 214V213H19ZM23 214H25V213H23ZM29 214V213H28ZM58 214V213H57ZM112 214H114L113 213V211H112ZM239 214V213H238ZM26 215L27 214H25L24 216L26 217ZM29 215H31V214H29ZM56 215V214H55ZM59 215V214H58ZM58 215H56L57 217H58ZM120 215H121V213H120ZM123 216H124V214H122ZM260 216L262 215V213H260L259 214ZM22 216V215H21ZM24 216H22L23 217V219H24ZM32 216V215H31ZM30 216V217H31ZM34 216V215H33ZM56 216H54L55 218H56ZM97 216V217H98ZM115 217H117L116 216V213H115V215H114ZM119 216V215H118ZM123 216H121L122 218H123V220H124V217ZM29 216H28V218L27 219H31ZM34 217H36V214H35V216ZM53 217V218H54ZM115 217H113V220L111 221V222H113L114 221V218ZM258 217V216H257ZM37 218V217H36ZM59 218V217H58ZM16 219H19V217L18 218H16ZM35 219V218H34ZM112 219V218H111ZM115 219H118V218H115ZM119 219H121V218H119ZM196 219V218H195ZM26 220V219H25ZM122 220V219H121ZM123 220H122V222H123ZM21 221V219H19V222ZM28 221H33V219L32 220H28ZM56 221V220H55ZM60 221H61V219H60ZM58 219H57V222H60ZM116 221V220H115ZM115 221H114V224H115ZM260 221V220H259ZM15 222H16V220H15ZM18 222V223H19ZM29 222V223H30ZM33 222H36V220H34ZM32 222V223H33ZM110 222V221H109ZM110 222V223H111ZM125 222H126V220H125ZM229 222V221H228ZM32 223H30V225L33 227V225H34V223H33V225H32ZM61 223V222H60ZM110 223H108V224H110ZM116 223H118V221L116 222ZM124 223V222H123ZM20 224V223H19ZM28 224V223H27ZM35 224H38V223H35ZM112 224V223H111ZM126 224V223H125ZM23 225V226H22ZM24 221H23V223L21 222V226L22 227H24ZM98 225H100L99 223H98ZM113 225V224H112ZM115 225H118V224H115ZM115 225H113V226H115ZM122 225V224H121ZM31 226H26L25 225V229L23 230L24 232L28 229L27 227H30L31 228ZM57 226V225H56ZM110 226V225H109ZM16 227H18V229H19V225L18 226H16ZM101 227V226H100ZM12 228H15V227H12ZM21 228V227H20ZM27 228V229H26ZM34 228V227H33ZM57 229H59L58 227H56ZM55 228V231H53V229L54 228H51L52 229V232H53V234L51 235L52 236V238L54 239V240H56V238H55V236H57L56 235V233H54V232H56V229ZM16 230H17V228H15ZM14 229V230H15ZM22 229V228H21ZM35 229H36V227H35ZM61 229V228H60ZM96 229H98V228H96ZM101 229H104L103 228V226H102V228ZM108 229V226H107V228H106V230ZM109 229L110 230H112L110 227H109ZM109 229H108V232H107V234L105 233V235H104V237L107 235V240H109V239H111V236H113V235H110V238L108 237V234L110 233V231H109ZM116 229V228H115ZM114 228H113V230L112 231H116L115 233V237H116V240H117V237L118 236H116L117 234H120V233H117L118 232V230H115ZM34 230V229H33ZM37 230V229H36ZM35 230V231H36ZM100 230V229H99ZM12 231V230H11ZM20 231V230H19ZM38 231V230H37ZM97 231V230H96ZM105 231V230H104ZM112 231H111V233H112ZM13 232V231H12ZM15 233H16V231H14ZM13 232V233H14ZM40 232V231H39ZM38 232V233H39ZM46 232V231H45ZM58 232V231H57ZM102 233H103V230L101 231ZM113 232V233H114ZM13 233H11V234H13ZM26 233L27 234H29L27 231H26ZM61 233V231L59 230V234ZM67 233V232H66ZM98 233H99V231H98ZM110 233V234H111ZM112 233V234H113ZM23 235H24V233H22ZM21 234V236H23ZM40 234H42V233H40ZM59 234H58V239L59 240H61V238H59ZM74 234V233H73ZM97 234V233H96ZM100 234V233H99ZM16 235V234H15ZM14 235V236H15ZM54 235V236H53ZM102 236H103V234H101ZM100 235V236H101ZM7 236V235H6ZM8 236H9V234H8ZM17 236L19 237L20 236V233H19V235H18V232H17ZM17 236H15V237H17ZM20 236V241H21V238H25L26 236H23V237H21ZM101 236V237H102ZM11 237H13V235L11 236ZM15 237H13V238H15ZM28 237V236H27ZM39 237H40V239H42V235H39ZM49 237H50V235H49ZM24 238L22 239L23 241H19L18 240V242H20V244L23 242V243H25V241H26V239H28V238H26L25 239V241H24ZM68 238V237H67ZM97 238H98V236H97ZM100 238V237H99ZM106 238V237H105ZM109 238V239H108ZM257 238V237H256ZM7 239H11L10 237L9 238H7ZM6 238H5V240H7ZM17 239H19V238H17ZM17 239H16V241H14V240H12L11 242H15V243H18L17 242ZM57 239V240H58ZM101 239V238H100ZM100 239H97V241L98 240H100ZM121 239V238H120ZM119 239V240H120ZM8 240V241H9ZM56 240V241H57ZM58 240V242L57 243H60L61 241H59ZM104 240V239H103ZM102 240V241H103ZM106 240V241H107ZM114 241V239H112V241L111 240H109V241H107V243L106 244H104V245H107L108 244V242L110 243V247H111V250H109L108 249V251L109 252H111L114 256H112L113 257V261L115 262H113L112 261V264L114 263V264H130V261L128 262V260L127 259H129V258H125L124 257V255H125V253H124V255L122 254V252L121 251H123V250H120V248H118V244L117 243H114V242H119V241ZM7 241V243H9ZM28 241H29V239H28ZM27 241V242H28ZM51 241V240H50ZM13 242V243H14ZM54 242V241H53ZM99 242V241H98ZM187 242H189V241H187ZM6 243V242H5ZM6 243V244H7ZM15 243H14V246H15ZM22 243V244H23ZM28 243H30V242H28ZM42 243V242H41ZM55 243V242H54ZM56 243V244H57ZM97 243V242H96ZM104 243V241L103 242H99V245L100 244H103ZM117 244V245H116ZM120 244H123V243H121V241H120ZM13 245V244H12ZM18 245H19V243H18ZM25 245H26V243H25ZM25 245H22L24 248H25ZM41 245V244H40ZM58 245V244H57ZM64 245V244H63ZM68 245V244H67ZM96 246H98V245H96ZM101 246V245H100ZM122 246V245H121ZM233 246V245H232ZM16 247V246H15ZM19 247V246H18ZM59 247H61V245H59ZM63 247V246H62ZM82 247V246H81ZM99 247V246H98ZM123 247V246H122ZM121 247V248H122ZM12 248V247H11ZM20 248H22L21 247V245H20ZM20 248H17L18 249V251H19V249ZM27 248H28V245H27ZM33 248V247H32ZM79 248V247H78ZM105 248H109V247H107V246H105ZM124 248V247H123ZM1 249V248H0ZM10 249V248H9ZM15 249L16 248H14V252H18V251H15ZM76 249V248H75ZM84 249V248H83ZM6 250L7 251H9L8 250V247L6 248ZM31 250V249H30ZM38 250H40L39 248H38ZM57 250V249H56ZM77 250V249H76ZM100 250H101V248H100ZM4 251V250H3ZM11 251V250H10ZM23 250H21V252H22ZM25 251V250H24ZM60 251V250H59ZM58 251V252H59ZM75 251V250H74ZM102 251H103V249H102ZM101 251V252H102ZM6 252V251H5ZM13 252V253H14ZM36 252H37V254H39V251H37L36 250ZM41 252V251H40ZM79 252V251H78ZM104 252V251H103ZM108 252V253H109ZM173 252V251H172ZM33 253L35 254V252L33 251ZM32 253V254H33ZM60 253H61V251H60ZM69 253V252H68ZM72 253V252H71ZM98 253H99V251H98ZM98 253H97V255H98ZM15 254V253H14ZM13 254V255H14ZM22 254H23V252H22ZM22 254H21V256H22ZM41 254V253H40ZM43 254H44V252H43ZM62 254V253H61ZM104 254V257H106V251H105V253H103ZM103 254L101 255V257H100V255H99V258H102L103 259ZM110 254V253H109ZM108 254V256L109 257H111V255H109ZM17 255H19V252H18V254ZM26 255V254H25ZM24 254H23V256H25ZM36 255V254H35ZM64 255V254H63ZM80 255H81V253H80ZM96 255V256H97ZM37 256V255H36ZM39 256H41V255H39ZM46 256V255H45ZM62 256V255H61ZM9 257V256H8ZM26 257V256H25ZM27 257H28V255H27ZM111 257V258H112ZM127 257V256H126ZM98 258V263H99V259ZM111 258L109 259V258H107V259H109V262L107 263L106 262V264H109L110 262H111ZM264 258V257H263ZM27 258H25V260H26ZM53 260H54V258H52ZM55 259H57V258H55ZM84 259V258H83ZM97 259V258H96ZM36 260L38 261V262H41L40 260H38L37 258H36ZM71 260V259H70ZM104 260V259H103ZM8 261V260H7ZM36 261V262H37ZM44 261H46L45 259H44ZM48 261V260H47ZM58 261V260H57ZM67 261V260H66ZM101 261V260H100ZM107 261V260H106ZM24 262H26V261H24ZM34 262V261H33ZM33 262H32V264H33ZM36 262H34V263H36ZM49 262V261H48ZM51 262V261H50ZM102 263H103V261H101ZM105 262V261H104ZM28 263H30L29 261H28ZM42 263V262H41ZM41 263H37V264H41ZM56 263V262H55ZM59 263V262H58ZM68 263V262H67ZM72 263V262H71ZM6 264V263H5ZM44 264V263H43ZM83 264V263H82ZM100 264V263H99ZM111 264V263H110ZM134 264V263H133Z\"/></svg>",
	"mask_w": 264,
	"mask_h": 264
}]
</instances>
